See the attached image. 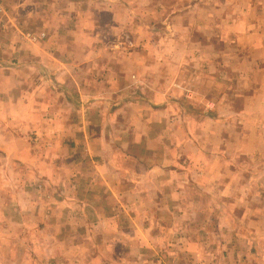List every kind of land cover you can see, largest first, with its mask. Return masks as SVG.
I'll return each instance as SVG.
<instances>
[{
	"label": "crops",
	"instance_id": "1",
	"mask_svg": "<svg viewBox=\"0 0 264 264\" xmlns=\"http://www.w3.org/2000/svg\"><path fill=\"white\" fill-rule=\"evenodd\" d=\"M33 13L47 37L0 68V264H188L223 225L264 264V0Z\"/></svg>",
	"mask_w": 264,
	"mask_h": 264
},
{
	"label": "rangeland",
	"instance_id": "2",
	"mask_svg": "<svg viewBox=\"0 0 264 264\" xmlns=\"http://www.w3.org/2000/svg\"><path fill=\"white\" fill-rule=\"evenodd\" d=\"M30 1L29 6H25V2ZM37 8V0H8L5 3V14L4 19L7 21V24L5 26L0 25V68L3 69V71L10 74L12 70H8V67L19 65L21 63L22 55L30 49L29 46H34L35 43H31L30 41H27L22 38V33L33 29L37 30L39 27L38 19L33 16V12H35ZM23 14H31L29 19H25ZM130 42V41H128ZM130 46V43L128 44ZM190 75H193L190 73ZM196 76V75H194ZM186 105H189L187 102H185ZM260 167H254L253 169H250L252 174L255 176H261L260 174ZM250 187H253L257 191H261V188L264 187L261 183H256L254 185H250ZM231 201H223L222 202V210H229V203ZM231 210V209H230ZM234 210V209H232ZM228 223V217L225 215H222V224ZM213 226V225H212ZM211 226V227H212ZM223 232L221 236V243L219 244V241L216 238V242L213 241V238L210 235L206 234L207 239H205V247H194L190 248L189 253L187 257H185L184 260H182V252L177 248H173L172 252L174 254H178L182 261H187L188 264H197L196 258L198 254L204 255L205 260L210 261L211 259L216 258L220 261L217 264H230L229 259H232V257L237 256L232 253L235 248L231 246V233L229 231L225 230V226H222ZM213 234V233H211ZM195 236H197V233H195ZM205 236V235H204ZM197 239V237H196ZM163 249L161 251L158 250L157 257L162 256L165 260H170V252L171 249H167V252ZM245 250H248L246 246H243L239 252H244ZM180 251V252H178ZM231 252V253H230ZM187 253V252H185ZM231 254V255H230ZM174 257H177V255H174ZM243 257V256H240ZM248 256L242 258V261L240 264H250L248 262H245L246 258ZM236 258V257H235ZM239 258V257H238ZM179 259V260H180ZM240 259V258H239ZM183 264V263H179ZM209 264V263H206ZM213 264V263H210ZM235 264V263H234Z\"/></svg>",
	"mask_w": 264,
	"mask_h": 264
},
{
	"label": "built area",
	"instance_id": "3",
	"mask_svg": "<svg viewBox=\"0 0 264 264\" xmlns=\"http://www.w3.org/2000/svg\"><path fill=\"white\" fill-rule=\"evenodd\" d=\"M8 0H0V25L5 26L7 24V21L4 19L5 14V3ZM47 37V34L43 30H29L24 33H22V38L30 41L31 43H39L43 39Z\"/></svg>",
	"mask_w": 264,
	"mask_h": 264
}]
</instances>
